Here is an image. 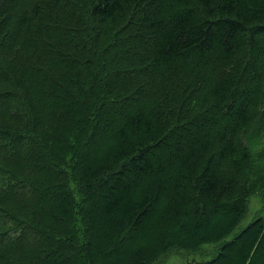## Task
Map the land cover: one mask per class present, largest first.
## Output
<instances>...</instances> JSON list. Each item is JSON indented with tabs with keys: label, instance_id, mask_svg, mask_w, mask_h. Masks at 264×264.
Here are the masks:
<instances>
[{
	"label": "trees",
	"instance_id": "1",
	"mask_svg": "<svg viewBox=\"0 0 264 264\" xmlns=\"http://www.w3.org/2000/svg\"><path fill=\"white\" fill-rule=\"evenodd\" d=\"M264 0H0V264H264Z\"/></svg>",
	"mask_w": 264,
	"mask_h": 264
},
{
	"label": "rangeland",
	"instance_id": "2",
	"mask_svg": "<svg viewBox=\"0 0 264 264\" xmlns=\"http://www.w3.org/2000/svg\"><path fill=\"white\" fill-rule=\"evenodd\" d=\"M259 216H264V192L255 193L249 197L247 214L225 239H232L237 232ZM219 244L220 242H206L198 250L173 249L167 257L163 256L150 264H195L202 260L208 261L216 255Z\"/></svg>",
	"mask_w": 264,
	"mask_h": 264
}]
</instances>
